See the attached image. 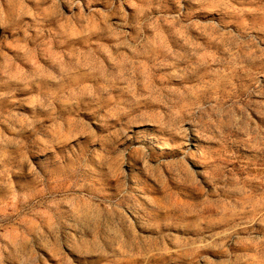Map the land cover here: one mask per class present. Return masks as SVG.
<instances>
[{"label": "clouds", "instance_id": "obj_1", "mask_svg": "<svg viewBox=\"0 0 264 264\" xmlns=\"http://www.w3.org/2000/svg\"><path fill=\"white\" fill-rule=\"evenodd\" d=\"M0 264H264V0H0Z\"/></svg>", "mask_w": 264, "mask_h": 264}]
</instances>
